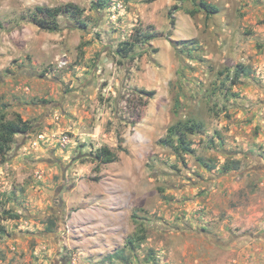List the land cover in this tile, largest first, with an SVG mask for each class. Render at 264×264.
<instances>
[{"label": "rangeland", "instance_id": "obj_1", "mask_svg": "<svg viewBox=\"0 0 264 264\" xmlns=\"http://www.w3.org/2000/svg\"><path fill=\"white\" fill-rule=\"evenodd\" d=\"M98 1L0 0V115L34 126L0 165V264H264V0ZM68 3L86 28L30 23ZM137 27L159 36L122 58ZM180 123L203 126L190 153Z\"/></svg>", "mask_w": 264, "mask_h": 264}, {"label": "trees", "instance_id": "obj_2", "mask_svg": "<svg viewBox=\"0 0 264 264\" xmlns=\"http://www.w3.org/2000/svg\"><path fill=\"white\" fill-rule=\"evenodd\" d=\"M156 0H151V2ZM107 0H99L98 2L93 4V9L102 10L107 8L108 6ZM203 8L206 10L207 14H215L218 13V10L215 7H211L209 5L203 4ZM85 14V9L80 7L74 3H68L58 9H52L44 6L35 7L34 11L30 14L29 20L30 23L37 26L39 29L49 32V33H59L62 30L60 18H66L72 20L75 24H78L80 28H86L85 21L83 18ZM193 14V13H192ZM172 24H174V20H172ZM148 29H143L141 27H137L130 39L125 42H122L118 47V55L122 58L129 57L136 49L139 44H148L155 40L159 35L154 29L150 31ZM182 44H188L184 42ZM175 48L178 47L177 44H173ZM236 72V76L233 79L232 84L236 85L238 79L241 76H245L248 73L245 68L241 65L238 66ZM149 99H152L155 95V91H143ZM201 124L193 123L191 125L187 124H178L171 127L168 131V140L166 145L169 148H173L175 153L178 154H186L191 152V143L189 136L200 131L202 129ZM34 126L30 121L25 120L21 114L16 113L14 118L9 120L6 114L0 115V165L3 164L4 161L7 160L8 154L11 152L13 145L15 144V138L18 135H25L32 132ZM120 146L119 150H122V143L124 142L121 135H119ZM94 160L99 166L112 164L118 159V149L112 150L108 146L100 147L94 153ZM19 216L15 215L13 212L3 209V202L0 200V239L6 236V230L3 225V221L7 219H18ZM134 218H136V214H134ZM53 226V225H52ZM50 227V225H49ZM146 240L145 232L142 228H139L135 235L128 239L127 247H131L134 250L136 246V242L138 244H142ZM125 251L120 250L115 254L109 257V260L114 261L116 259L125 258Z\"/></svg>", "mask_w": 264, "mask_h": 264}, {"label": "built area", "instance_id": "obj_3", "mask_svg": "<svg viewBox=\"0 0 264 264\" xmlns=\"http://www.w3.org/2000/svg\"><path fill=\"white\" fill-rule=\"evenodd\" d=\"M42 137V136H41ZM64 143H67L66 141H64Z\"/></svg>", "mask_w": 264, "mask_h": 264}, {"label": "crops", "instance_id": "obj_4", "mask_svg": "<svg viewBox=\"0 0 264 264\" xmlns=\"http://www.w3.org/2000/svg\"><path fill=\"white\" fill-rule=\"evenodd\" d=\"M75 4V3H74Z\"/></svg>", "mask_w": 264, "mask_h": 264}]
</instances>
